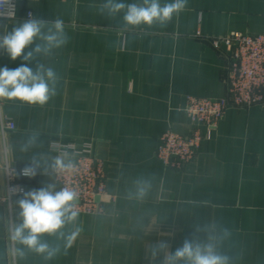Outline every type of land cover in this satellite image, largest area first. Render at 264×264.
Listing matches in <instances>:
<instances>
[{
	"label": "crops",
	"instance_id": "crops-1",
	"mask_svg": "<svg viewBox=\"0 0 264 264\" xmlns=\"http://www.w3.org/2000/svg\"><path fill=\"white\" fill-rule=\"evenodd\" d=\"M101 3L18 0V21L28 12L43 19L59 16L70 39L51 58H42L61 77L58 94L47 105L0 101L16 124L8 135V160L24 168L32 152L55 157L53 141L93 139L114 197L101 214L79 213L80 234L51 264H161L162 257L150 259L154 242L164 239L174 252L195 224L205 221H223L234 230L243 264H264V104L229 108L183 169L166 168L157 157L162 133L186 134L192 128L184 111L188 96H226V58L207 38L264 32V0H187L166 28L137 29L124 37L117 36V21L98 13ZM9 23L0 19V32ZM22 63L35 66L0 50V68ZM34 131L42 144L21 152ZM50 180L56 182L38 172L23 182L28 191ZM141 180L150 187L137 200ZM4 191L0 171V195ZM21 196L13 198L11 218L0 204V217L15 220ZM6 243L0 224V248ZM27 264L42 261L31 256Z\"/></svg>",
	"mask_w": 264,
	"mask_h": 264
},
{
	"label": "clouds",
	"instance_id": "clouds-1",
	"mask_svg": "<svg viewBox=\"0 0 264 264\" xmlns=\"http://www.w3.org/2000/svg\"><path fill=\"white\" fill-rule=\"evenodd\" d=\"M186 4L187 0H103L97 11L117 21V36L124 37L137 29L166 28ZM5 6H11V0H0V16L6 15L10 21L0 32V50L13 61L21 58L35 66L22 63L15 69L0 68V101L44 107L58 94L61 77L42 58H51L69 42L65 21L59 16L43 19L29 13L21 22L14 12H5ZM41 144L39 132L34 131L20 145V151L29 153ZM74 167L67 151L50 159L32 152L21 174L34 177L39 172L53 177ZM137 184L135 199L143 200L150 184L146 180ZM21 191L22 196L16 201L17 218L0 217L7 233V243L0 248V264H27L31 256L39 257L42 264H51L58 256L67 254L80 234L78 193L70 186L58 187L54 180L38 189ZM149 255L152 261L162 257L161 264H243V252L234 239V230L223 221L197 222L191 237L185 238L174 252L160 239L150 246Z\"/></svg>",
	"mask_w": 264,
	"mask_h": 264
},
{
	"label": "built area",
	"instance_id": "built-area-1",
	"mask_svg": "<svg viewBox=\"0 0 264 264\" xmlns=\"http://www.w3.org/2000/svg\"><path fill=\"white\" fill-rule=\"evenodd\" d=\"M5 12H14L18 19V0H11V6H5ZM28 12L27 17L29 15ZM32 15V13H31ZM26 17V18H27ZM2 20H9L0 16ZM223 44L221 49L226 58L224 81L226 96L220 99L188 96L184 111L189 116L192 128L186 134L167 130L159 137L157 157L164 167L183 169L198 153L202 141L208 138L219 121L231 107L244 108L264 104V32L229 34L214 42ZM4 159H0V171L4 173L5 191L0 195V204L8 208L12 217V201L26 191L23 180L30 178L21 174L23 168L12 165L8 160L6 133L14 131L16 124L11 117L0 118ZM206 128V132L202 128ZM84 149L60 148L57 152L67 151L73 155L74 169L68 173L54 176L58 187L70 186L77 191L76 210L100 214L104 204L110 199L107 191V177L102 164L94 152V143L84 140ZM59 190V188H58Z\"/></svg>",
	"mask_w": 264,
	"mask_h": 264
},
{
	"label": "rangeland",
	"instance_id": "rangeland-1",
	"mask_svg": "<svg viewBox=\"0 0 264 264\" xmlns=\"http://www.w3.org/2000/svg\"><path fill=\"white\" fill-rule=\"evenodd\" d=\"M263 33V32H262ZM231 34H235V33H231ZM243 34V33H242ZM229 35V34H228ZM227 36V35H226ZM223 37H225V36H223ZM220 38H222V37H216V38H211V37H209V38H207L208 40H209V42L212 44V45H214V42L218 39V40H220ZM215 47V46H214ZM217 49L218 50H220L221 51V49L223 50V51H226V48L224 47V45L221 43H219L218 44V47H217ZM1 115H2V118H4L6 115L7 116H9L10 117V115H8V114H6V113H3V111H2V106H1V103H0V118H1ZM1 120V119H0ZM217 127V126H216ZM215 127V128H216ZM9 132L10 131H8L7 133H6V144H7V147H8V143H7V141H8V135H9ZM166 132V131H165ZM177 133V132H176ZM180 134H182V133H180ZM84 140H91V141H93V139H89V138H82V139H80V140H77V139H74V140H72V141H70V142H68V143H62V142H59V141H53V149H54V147L57 149V147H60V148H69V149H71L70 147H72V148H74V149H84V145L85 144H83L84 143ZM0 141L2 142V137H1V128H0ZM93 143H94V141H93ZM80 147H82V148H80ZM55 150V149H54ZM56 151V150H55ZM8 152H9V150H8ZM57 152V151H56ZM94 152H95V144H94ZM71 155V154H70ZM95 156H96V153H95ZM71 157H73V155H71ZM99 159V158H98ZM100 160V162H101V164H102V167H103V162H102V160L101 159H99ZM73 161H74V158H73ZM103 170H104V168H102ZM104 172H105V170H104ZM106 174V173H105ZM107 177V176H106ZM109 194V193H108ZM110 195V194H109ZM114 200V197L113 196H111L110 195V199L109 200H107V202H110V201H113ZM106 203V202H105ZM104 208V207H103ZM104 212V211H103ZM81 213H84V214H93V213H90V212H86V211H84V212H81ZM101 214V213H100Z\"/></svg>",
	"mask_w": 264,
	"mask_h": 264
}]
</instances>
